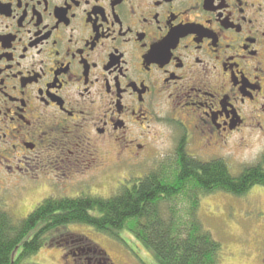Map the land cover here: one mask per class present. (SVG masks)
Here are the masks:
<instances>
[{
	"label": "flooded vegetation",
	"instance_id": "obj_1",
	"mask_svg": "<svg viewBox=\"0 0 264 264\" xmlns=\"http://www.w3.org/2000/svg\"><path fill=\"white\" fill-rule=\"evenodd\" d=\"M159 126L170 158L264 135V0H0V205L158 158ZM248 215L264 264V210ZM82 251L66 255L107 263Z\"/></svg>",
	"mask_w": 264,
	"mask_h": 264
},
{
	"label": "trees",
	"instance_id": "obj_2",
	"mask_svg": "<svg viewBox=\"0 0 264 264\" xmlns=\"http://www.w3.org/2000/svg\"><path fill=\"white\" fill-rule=\"evenodd\" d=\"M254 187L264 189V162L235 176L222 159L204 161L180 149L171 163L127 182L111 198L50 199L23 220L0 210V264H25L52 245L51 234L56 246L69 248L79 240L62 234L70 226H88L120 242L121 233H130L158 264H220L222 246L199 218L201 200L217 192L244 196ZM179 199L185 209L176 205ZM77 249L80 244L70 247Z\"/></svg>",
	"mask_w": 264,
	"mask_h": 264
},
{
	"label": "rangeland",
	"instance_id": "obj_3",
	"mask_svg": "<svg viewBox=\"0 0 264 264\" xmlns=\"http://www.w3.org/2000/svg\"><path fill=\"white\" fill-rule=\"evenodd\" d=\"M156 129L158 137L151 151L160 153L158 158H149L152 160L143 162L126 160L125 163L113 158L106 171L70 176L63 183L66 188H59V192L67 190L65 196L73 198L78 194L82 196L80 191L84 188V194L111 198L127 182L131 184L132 180L142 178L159 169L163 164L171 163L174 158L167 157V154H172L174 151L175 141L172 139V133L161 126ZM249 136L245 141H240L238 138L231 139L223 150L224 155L221 158L209 159L226 161L235 176L247 167L264 162V135L252 131ZM191 149V154L204 161L209 160L200 155L204 150L200 144H194ZM163 154L165 156H162ZM47 190L44 188L40 191L41 195L37 193L30 196V205H0V210L9 212L17 220H23L38 206L31 205L32 201L43 196L46 198ZM1 195L0 192V197ZM176 205H181V208L185 209L188 204L179 199ZM258 208L264 210V189L261 187H254L244 196L236 197L225 192H217L202 198L199 218L205 230L210 232L222 246L220 264H257L253 259L256 256V241L261 232L258 221H255V217L251 218L252 215L249 216L248 212ZM63 233L72 234L75 240L79 239L78 242L72 241L69 248L59 247L53 243L58 237L51 234L49 240H54L52 245L47 242L42 250L28 259L25 264H73V260L66 254L70 251V247H78L79 244L84 252L82 254L84 259L97 256L103 263L107 262L105 264H158L143 245L127 232L121 233L123 242L101 235L88 226H70L63 230ZM20 251L21 249L18 253Z\"/></svg>",
	"mask_w": 264,
	"mask_h": 264
}]
</instances>
